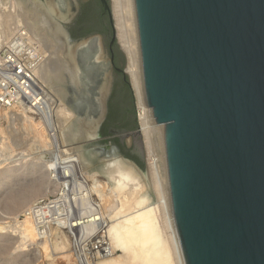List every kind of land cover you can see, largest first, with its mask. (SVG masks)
I'll list each match as a JSON object with an SVG mask.
<instances>
[{"label":"water","instance_id":"95a60500","mask_svg":"<svg viewBox=\"0 0 264 264\" xmlns=\"http://www.w3.org/2000/svg\"><path fill=\"white\" fill-rule=\"evenodd\" d=\"M40 2L66 11L67 0ZM70 2L74 14L57 19L68 44L99 39L109 79L101 112L94 117L95 138L84 143L142 137L140 119L135 131L102 135L113 59L101 35L71 37L68 28L79 1ZM100 2L108 13L112 43L128 61L112 0ZM135 6L145 90L156 123L164 126L173 213L185 263L264 264V0H135ZM119 72L130 84L126 68Z\"/></svg>","mask_w":264,"mask_h":264},{"label":"bare ground","instance_id":"6f19581e","mask_svg":"<svg viewBox=\"0 0 264 264\" xmlns=\"http://www.w3.org/2000/svg\"><path fill=\"white\" fill-rule=\"evenodd\" d=\"M13 1L6 3L4 0H0V17L2 18L0 22V56L13 39L23 37L22 40H26L41 57L42 63L35 74L42 87L47 91L48 103H50L48 114H52L55 132L60 136L66 128H69L68 124L71 121L72 113L61 99L64 91L58 87L55 88L53 82L64 83L67 78L70 84L78 87L81 84L82 74L86 73L87 68L89 70L91 63L97 64L103 70L104 54L101 50V42L99 39L92 38L83 41L76 47L68 44L66 33L57 19L66 20L74 14L71 0H67L64 13L59 11L60 9L52 2H40V0ZM112 1L117 35L120 45L128 57V73L140 109L141 133L148 149L149 171L145 175H139L132 164L118 156L106 157L100 170L95 173H90L84 167L80 155H73V157L71 155L70 166L60 171L58 169L60 166L56 169L53 160L47 162L45 167L60 177V180L67 179L64 182L65 186L70 182L68 178L82 177V180L86 181L90 188L88 193L86 192L88 196L101 194V199L104 200L103 203H106L108 211H103V213L101 211V214L99 212L89 214L86 212V208L82 216L83 221L73 218L74 220H69L66 225L69 230L77 233L78 229L81 231L80 227L86 230L89 226L99 227L107 222V231L102 230L106 234V241H110L113 249L121 250L123 255L116 261L113 259L106 260L102 264H171V262L172 264H186L173 213L164 126L156 123L153 110L148 105L145 90L135 0ZM98 41L99 44H97ZM92 53H94V58L86 60L85 58ZM88 63L90 64L87 65ZM108 88L109 79L104 73L99 79L97 93H94L96 118L101 112V104ZM21 110L25 123L30 122L34 126L38 125L35 122L36 116L34 114H29L30 111L28 110ZM42 116L46 117V114ZM94 120L93 118L92 121H86L83 124L81 133L84 140L88 141L95 138L96 123ZM26 192L33 198H38L44 192V186L37 181L28 186ZM87 194H85L86 196L73 197L75 198L74 205L81 201L84 207L89 198ZM48 208H50L48 205L39 207L37 210L34 208V213L37 212V216H44ZM89 211L91 210L89 209ZM132 213L133 215H131ZM29 215V212L25 213L27 219H30ZM117 219L123 220L116 221ZM103 220L105 222H100ZM47 223L49 222L47 221ZM159 223L162 224V232L158 230ZM6 229V227L0 226V234L4 235L7 232ZM23 229L25 228H21V230ZM22 233L19 244L24 247L27 235H23L25 232ZM28 238L30 237L28 236ZM160 248L166 254L165 256L160 257Z\"/></svg>","mask_w":264,"mask_h":264},{"label":"rangeland","instance_id":"374dc122","mask_svg":"<svg viewBox=\"0 0 264 264\" xmlns=\"http://www.w3.org/2000/svg\"><path fill=\"white\" fill-rule=\"evenodd\" d=\"M4 1L10 3L13 0ZM82 1L89 4L95 0ZM99 15L100 9H94V18H96L92 26L98 32L106 30L107 35L97 33L91 36L97 37L101 35L103 37V46L108 49L107 46L112 39L111 25L109 20L105 24L101 23ZM1 20L2 18L0 17V22ZM107 27L110 28V31L106 29ZM97 44H99V41ZM92 57L94 58V53L89 54L85 59H91ZM95 65L97 64L91 63L89 70L87 68L86 73H84L85 75L82 74L81 84L78 87L70 84L67 78L64 80V83L53 82L55 88L58 87L64 91L61 99H63L64 105L72 113L71 121L68 124L69 128H66L60 136L55 132L56 135L54 137L57 139L58 145L55 144L41 114H34L36 116H34L35 122L38 124L34 126L30 122L25 123V120L23 121L24 117L21 114V107L5 109L0 106V226L7 228V232L4 235L0 234V264H102L106 260L113 259V261H116L123 255L121 250L113 249L110 241H106L107 222L103 226L98 225L99 227L89 226L86 230L80 227L81 231L78 229L77 233L69 230L66 225L73 218L83 221L82 216L86 208V212L89 214L98 212L101 214V211L102 213L103 211H108L106 203H103L104 200L101 199V194L92 195V193V196H88L87 193L90 188L88 183L82 180V177H80L81 179L78 177V179L68 178L70 182L65 186L64 182L67 179L60 180V177L56 176L53 171H48L45 167L47 162L53 160L56 169L60 166L58 168L60 171L70 166V158L73 155H80L82 156L81 162L82 164L84 163V167L90 173H95L100 170L106 157L118 156L124 160V156L112 145H90L84 143V139H82L81 129L83 124L86 121H91L96 116L94 93L96 92L99 78L105 73L102 67L99 68L98 65ZM128 66L129 63L125 58L123 69L126 68L127 72ZM113 77L117 106L123 112L129 113L130 120H134V117L130 114L129 110L135 109L136 119L139 122L140 109L131 78L130 84L128 83L129 88L127 89L122 76H117L113 73ZM131 98H133L134 102L131 101ZM29 114H32V112H29ZM121 140L129 147L137 145L139 152L145 160V168H137L132 163H129L134 166L139 175L147 174L149 171V154L144 137L124 136L121 137ZM67 158L69 159L66 160ZM37 181L43 184L44 192L38 198H33L26 191L28 190V186L33 185ZM85 194L90 199H87L84 207L81 201L78 203L80 205L76 204L77 209L76 205H74L75 203H73L75 199L73 197L86 196ZM72 199L73 201L71 202ZM51 202L54 204L48 210L46 209L47 212L44 215L49 223H42L37 219V214L34 212L37 208ZM27 212L30 213L28 216L30 219H27L25 216ZM122 220L117 219L116 221ZM158 225V230L162 232V224L159 223ZM21 228H25L28 232L25 229L21 230ZM102 230H105V232ZM21 233L27 235L24 247H21L19 244L22 236ZM99 239H101L102 243L105 242L104 244L112 251L109 256L102 257L100 248L97 249L100 242ZM159 255L162 257V255L165 256L166 254L161 249Z\"/></svg>","mask_w":264,"mask_h":264},{"label":"built area","instance_id":"2783aa9c","mask_svg":"<svg viewBox=\"0 0 264 264\" xmlns=\"http://www.w3.org/2000/svg\"><path fill=\"white\" fill-rule=\"evenodd\" d=\"M22 38L13 39L0 56V106L5 109L21 107L35 115L46 114L45 123L55 144L58 145L54 137L55 122L52 115L48 114L50 103H48L47 91L35 74L42 63L41 57ZM53 204L51 202L47 205L51 208ZM37 218L42 223L47 222L46 216H37ZM99 240L97 249L100 248L102 257L109 256L112 251L104 244L105 242L102 243L101 239Z\"/></svg>","mask_w":264,"mask_h":264},{"label":"trees","instance_id":"16d2710c","mask_svg":"<svg viewBox=\"0 0 264 264\" xmlns=\"http://www.w3.org/2000/svg\"><path fill=\"white\" fill-rule=\"evenodd\" d=\"M96 8L100 9L99 17L101 23L105 24V22L109 20L108 13L104 10L100 0L92 1L84 8L81 17L77 21L76 27L72 29L73 34H75L76 29L81 28L80 30L81 38L89 37L97 33L107 35L106 30H104L103 32H98V30H96L92 26V23L95 21L96 18V17L94 18V9ZM106 29L110 31V28L107 27ZM115 48L118 49L116 45ZM126 88L127 89L129 88L128 84H126ZM115 100L116 97L114 94L113 99L110 101L109 104V114L107 120L102 127V135L104 137L112 136V133L110 132L111 129H116L119 131H135L138 128L135 109L132 108V110H129L130 114H132L134 117V120H130L129 113L123 112L121 108L117 106ZM131 101L134 102L133 98H131ZM135 160L137 161L138 166L140 168L142 169L145 168L144 163L139 162L138 159Z\"/></svg>","mask_w":264,"mask_h":264},{"label":"flooded vegetation","instance_id":"af4514ba","mask_svg":"<svg viewBox=\"0 0 264 264\" xmlns=\"http://www.w3.org/2000/svg\"><path fill=\"white\" fill-rule=\"evenodd\" d=\"M78 1H79V11H78V14H77V16L75 17L74 21L71 23V25L68 28V30H69V32L71 34V37L73 39H79V38H81V36H80V30H81V28L76 29L75 34H73L72 29L74 27H76V24H77L78 19L81 17V15H82V13H83L84 8L86 7V5H88V3H86V2L84 3L82 0H78ZM115 45L118 47L117 43H112V39H111V41L109 42V44L107 46V48H108L107 50H108V53H109V57L111 59H113L114 73L117 76H122V78L124 79L125 84H128V82L125 79L124 74L122 72H119V70H123V64H124V61H125V56L119 50V47H118V49L115 48ZM114 86L115 85H114V82H113L112 92H111V96H110V99H109V104H110V101L113 99V96L115 94V87ZM113 131L124 132V131H119V130H116V129H111L110 130L111 133ZM101 133H102V128H101ZM116 139H118V140H116ZM103 145H112L113 147H115L118 150V152L120 154H122L123 156H125L128 159L132 160L137 165H138V163H137V161L135 159H138L139 162H142V163L145 164V162L143 161V157H142L141 153L139 152V149L137 148L136 145H133L132 147H129V146H127V144L124 141H122L118 137L110 140L109 142H106V144H103Z\"/></svg>","mask_w":264,"mask_h":264}]
</instances>
